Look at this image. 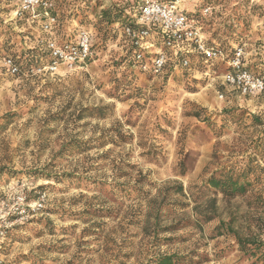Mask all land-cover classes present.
<instances>
[{
  "label": "clouds",
  "instance_id": "clouds-1",
  "mask_svg": "<svg viewBox=\"0 0 264 264\" xmlns=\"http://www.w3.org/2000/svg\"><path fill=\"white\" fill-rule=\"evenodd\" d=\"M0 264H264V0H0Z\"/></svg>",
  "mask_w": 264,
  "mask_h": 264
}]
</instances>
